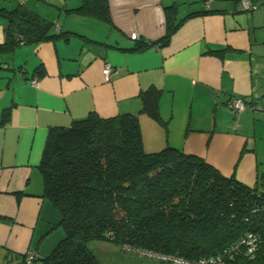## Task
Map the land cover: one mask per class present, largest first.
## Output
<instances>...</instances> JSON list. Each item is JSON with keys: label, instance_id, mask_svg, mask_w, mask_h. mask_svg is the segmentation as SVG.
Instances as JSON below:
<instances>
[{"label": "crops", "instance_id": "crops-1", "mask_svg": "<svg viewBox=\"0 0 264 264\" xmlns=\"http://www.w3.org/2000/svg\"><path fill=\"white\" fill-rule=\"evenodd\" d=\"M204 1L108 0L110 21L68 11L81 0L4 6L21 3L66 35L0 52V264H31L56 245L46 243L59 217L38 165L49 127L89 111L137 114L146 151L178 148L264 191V0H252L250 14L236 10L238 0H208L212 11L198 13ZM170 5L184 19L169 42L127 50L164 34ZM5 27L0 16V44ZM150 86L161 90L159 120L140 111ZM232 96L246 107L232 111Z\"/></svg>", "mask_w": 264, "mask_h": 264}, {"label": "trees", "instance_id": "trees-1", "mask_svg": "<svg viewBox=\"0 0 264 264\" xmlns=\"http://www.w3.org/2000/svg\"><path fill=\"white\" fill-rule=\"evenodd\" d=\"M204 7L198 13L212 11ZM68 11L110 21L108 0H81ZM176 15L177 6H166L164 34L137 38L127 50L166 45L184 19ZM0 16L6 19L0 52L66 35L21 3L0 6ZM160 93L150 86L139 95L140 111L155 120ZM38 168L43 196L59 213L54 225L64 231L38 264H99L92 240L162 260L264 264V191L178 148L146 151L137 114L89 111L68 126L49 127ZM248 234L256 237L253 254L241 242Z\"/></svg>", "mask_w": 264, "mask_h": 264}, {"label": "rangeland", "instance_id": "rangeland-1", "mask_svg": "<svg viewBox=\"0 0 264 264\" xmlns=\"http://www.w3.org/2000/svg\"><path fill=\"white\" fill-rule=\"evenodd\" d=\"M16 0H0V6H9L15 3ZM54 218L59 217V213L52 206H49ZM54 225V224H53ZM64 236V231L61 226L54 225L48 233L49 246H53L54 242H58ZM51 244V245H50ZM56 244V243H55ZM88 247L92 254L96 257L99 264H178V262L170 260H162L153 255H147L137 250H125L121 246H117L112 242L103 240H92L88 243ZM50 248V247H49ZM47 249L46 255L50 252ZM39 261H34L31 264H38Z\"/></svg>", "mask_w": 264, "mask_h": 264}, {"label": "built area", "instance_id": "built-area-1", "mask_svg": "<svg viewBox=\"0 0 264 264\" xmlns=\"http://www.w3.org/2000/svg\"><path fill=\"white\" fill-rule=\"evenodd\" d=\"M204 4L206 7H208V0L204 1ZM258 8V5L252 1V0H238L237 2V6H236V10L238 11H244L248 14H250L251 12H253L254 10H256ZM111 72V65L109 62H105L104 66H103V70L102 73L104 75L105 78H107L109 76ZM34 82V81H33ZM228 107L234 111H240L243 110L246 107V103H244V100L235 96H232L229 101H228ZM242 243H244L246 245V252L248 254H253L256 248V237L252 234H248L247 236H245L242 240ZM35 257V255L33 253H28L26 256V261L29 262L31 261L33 258ZM162 258H166L165 256H163ZM170 259V258H169ZM174 261L180 263V264H211L210 261L211 259H200L198 261H185L182 259H174ZM213 261V260H212ZM220 262L218 264H221L222 260H219Z\"/></svg>", "mask_w": 264, "mask_h": 264}]
</instances>
